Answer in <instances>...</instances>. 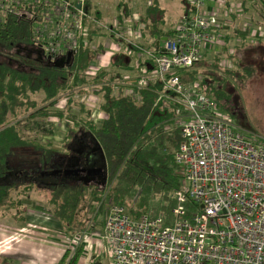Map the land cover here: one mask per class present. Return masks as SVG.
<instances>
[{
  "label": "trees",
  "instance_id": "trees-1",
  "mask_svg": "<svg viewBox=\"0 0 264 264\" xmlns=\"http://www.w3.org/2000/svg\"><path fill=\"white\" fill-rule=\"evenodd\" d=\"M245 2L255 5L262 21L259 23L264 26V0H241L240 5L244 7ZM223 5L226 8L228 1L223 0ZM85 9L87 13L92 11L89 1ZM115 10L119 20L128 17V0H118ZM191 10L186 6L182 14ZM163 12L158 0H150L138 13L140 38L145 47L155 48L162 37L172 35L173 30L164 27ZM99 15L98 11L94 12L96 19ZM30 26L24 20L0 21V179L14 178L12 183L0 182L1 216L13 209L15 214L10 218L23 224L22 199L28 198L32 189L42 183L49 193L47 210L66 237L87 226V218L92 216H87V209L92 214L93 203L100 202L104 194L107 200L122 206L132 219L142 214L166 219L180 183L174 161L179 143L178 126L172 120L176 104L159 96L161 86L157 83L125 93L119 80L121 70L128 67L131 58L119 50L103 54L97 41L92 48L90 42L95 29L89 31L88 44L77 48L68 64L54 67L32 45ZM104 35L113 43H123L110 33ZM234 35L242 38L234 51L229 52L228 46L223 45L209 62L202 57L190 69L180 72L184 84L199 75L201 89L225 112L226 102L224 105L221 100L225 101L227 94L212 72L220 68L223 59L237 66V52L248 33L235 31L231 36ZM25 46L32 47L34 52L22 53ZM99 56L103 66L87 74L88 67ZM223 71L233 74L231 68ZM245 71L248 74L250 68ZM89 95L96 99L98 122L90 117ZM227 112L236 119L235 114ZM54 119L64 122V145H69L76 133H87V140L103 163L105 180L101 188L56 173L65 165L70 150L66 147L56 150L49 142L41 141L42 137L53 135ZM25 179L36 181L29 180L20 187L14 184ZM82 251L79 244L74 249L65 248L56 264H77ZM89 264L102 263L92 256Z\"/></svg>",
  "mask_w": 264,
  "mask_h": 264
},
{
  "label": "built area",
  "instance_id": "built-area-1",
  "mask_svg": "<svg viewBox=\"0 0 264 264\" xmlns=\"http://www.w3.org/2000/svg\"><path fill=\"white\" fill-rule=\"evenodd\" d=\"M87 1L0 0V21H28L32 45L50 61L87 45L91 29L123 41L109 42L116 45L112 52L131 58L121 70L124 92L157 83L159 96L176 104L180 183L166 219L146 214L132 219L104 194L89 221L100 210L99 232L88 226L69 240L96 235L108 245L111 264H264V137L243 132L201 89L199 75L187 84L180 79L202 53L227 45L218 13L206 10L208 0H181L191 12L181 14L171 36L148 48L140 38L138 13L130 10L120 20L115 15L105 25L86 12ZM100 60L87 74L103 66Z\"/></svg>",
  "mask_w": 264,
  "mask_h": 264
},
{
  "label": "rangeland",
  "instance_id": "rangeland-1",
  "mask_svg": "<svg viewBox=\"0 0 264 264\" xmlns=\"http://www.w3.org/2000/svg\"><path fill=\"white\" fill-rule=\"evenodd\" d=\"M144 0H128L130 9L133 12L141 13L142 5ZM146 1V0H145ZM229 2L228 8L223 7V0L214 1L212 6L219 11L216 14L221 24V31L225 34V43L228 46L230 51H234L237 46L242 42L241 39L237 37H232V32L237 28L238 30H243L246 27L249 32L248 36L243 40L242 48L237 52L238 63L237 66H233L229 60L223 59L220 63V68L213 70L212 76L216 79L217 82L221 83L223 90L227 94L225 101L221 100L222 104L226 102V112H232L235 114L237 119L236 124L250 136L264 137V26L259 23L262 22L259 19L258 10L251 9L249 4L246 3L243 6L240 5V0H227ZM92 12H99V22L109 25L114 16L116 15L115 5L118 0H89ZM159 5L163 8V20L164 27L176 26L178 20L181 16V9L185 8L186 3L181 0H158ZM246 7V8H245ZM211 10V9H210ZM216 11V12H217ZM257 12V13H256ZM259 21V22H258ZM256 34L255 37L250 35V32ZM103 29H98L92 36L93 40H97L98 43L102 45L103 54H112L110 47L112 46L108 38H105ZM257 34L259 36H257ZM256 39V40H254ZM106 43V44H104ZM216 47H211L206 52L202 53L200 58L204 57L207 62L210 61L213 53L215 52ZM102 55V54H101ZM97 58H101L100 56ZM103 58V57H102ZM199 58V59H200ZM100 63L103 62L100 60ZM224 68H231L233 74L224 72ZM250 68V72L247 74L246 69ZM219 84V85H221ZM63 99H60L59 102H62ZM92 109L90 110V117L94 122L100 120L98 109L96 107V99L89 95L88 101ZM62 105V103H61ZM225 111V110H224ZM76 114L75 110H72ZM228 113V112H227ZM231 117V116H230ZM233 120V119H232ZM233 120V121H234ZM234 121V123H235ZM54 133L51 136H44L41 138V141L46 143L49 142L51 147L54 149L60 150L62 147L68 148V145H64L63 137L65 134L64 122L53 120ZM81 133H76L75 135H80ZM87 134V133H86ZM60 152V151H58ZM67 153L68 150H67ZM100 178V177H99ZM14 179V178H13ZM11 176H8L7 179H0L1 183H12L14 180ZM28 180H16L14 184H18L19 187L26 183ZM17 185V186H18ZM86 185H94L99 188L103 186V183H100L97 178L94 180H88ZM18 187V188H19ZM42 183H38V187H34L30 192L28 198H23L22 203L24 205V214L32 218L51 222L56 221L48 212L46 200L49 196L48 189ZM102 202L93 203L94 207H101ZM93 207V208H94ZM104 207V205H103ZM87 216L90 217V211L87 209ZM0 212V231L13 230L10 223L12 222L11 215L15 214L13 209H9L7 212H4V215L1 216ZM87 226L89 230L95 233H98L100 230V221L101 215L100 210L93 216V219L90 222L88 219ZM32 225H39L31 223ZM4 226V227H3ZM5 226H8L7 228ZM85 226L81 230H77L73 235V238L76 239V235L79 231L88 228ZM11 228V229H10ZM42 231V234H38L40 237H43L44 240H49L50 243L58 244V249L60 248H70L74 249L76 245H82L83 251L80 256V262H88L92 256H96L100 259L102 264H111V257L108 245L101 242L98 237L91 236L88 238H83L82 240H69V237H65L60 226L59 228H48ZM35 229V228H34ZM88 230V229H87ZM65 237V239L63 238ZM65 242V243H64ZM97 254H96V253ZM5 260V259H4ZM89 264V262H88Z\"/></svg>",
  "mask_w": 264,
  "mask_h": 264
},
{
  "label": "crops",
  "instance_id": "crops-1",
  "mask_svg": "<svg viewBox=\"0 0 264 264\" xmlns=\"http://www.w3.org/2000/svg\"><path fill=\"white\" fill-rule=\"evenodd\" d=\"M217 1L218 0H216L215 2ZM246 3L249 4L251 9L256 10L255 5H253L251 2H245L244 5ZM212 4H214V1L208 0L205 3V8L207 11L208 10L210 11L211 9V10H215L216 12V9L212 6ZM145 5H146V1L144 0L142 9L144 8ZM228 6H229V2H228ZM218 12L219 11H217V13ZM180 14H182V9ZM258 15L260 18V14ZM259 20L261 21V18ZM166 28L168 27H165V29ZM168 29H172L171 25L169 26ZM247 29H248L247 27L243 30H238L236 28L232 33H234L235 31H241V32L247 31ZM247 33L249 34L248 31ZM250 35L252 37L256 36V34H254V32L252 33V31L250 32ZM233 37H237L242 41L241 35L239 36L234 35ZM83 134L86 135V133ZM23 216L25 219L23 224L14 223V221H12L10 223L11 225L10 227L14 228L13 230H7L8 226H5L7 229H5V231H0V264H56L62 254L63 249L60 248L59 250L58 244L52 242L50 243L49 240H44L43 237H40L38 234H42L43 233L42 231L46 230L45 227L59 228V224L56 221L53 222H51L50 220L42 221L32 218L30 216H27V214H24V212H23ZM31 223H35L39 225L35 226L32 225ZM65 237L63 236L64 239ZM79 260L77 264H88V262H86L85 260H83L84 262H80Z\"/></svg>",
  "mask_w": 264,
  "mask_h": 264
},
{
  "label": "flooded vegetation",
  "instance_id": "flooded-vegetation-1",
  "mask_svg": "<svg viewBox=\"0 0 264 264\" xmlns=\"http://www.w3.org/2000/svg\"><path fill=\"white\" fill-rule=\"evenodd\" d=\"M21 52L26 55H31L34 50L32 47H24L21 49ZM83 145V146H82ZM83 147L82 149H80ZM70 154L65 158L66 163L60 169L57 170V174H67L80 179L83 181V176L86 175V178L90 180H96L99 178L98 173H89L81 172L80 169L84 166L86 160H94L96 165L100 164V159L98 154L95 153L91 143L87 140L86 135L81 133L79 136H74L71 142L68 145ZM86 149V151H85ZM82 150V152H81ZM82 153V154H81ZM87 158V159H86ZM93 162V161H92ZM64 170H67L64 172Z\"/></svg>",
  "mask_w": 264,
  "mask_h": 264
},
{
  "label": "water",
  "instance_id": "water-1",
  "mask_svg": "<svg viewBox=\"0 0 264 264\" xmlns=\"http://www.w3.org/2000/svg\"><path fill=\"white\" fill-rule=\"evenodd\" d=\"M161 39L164 40L165 37H162ZM72 55H73V52H67L64 56L56 58L54 60H51V64L54 67H61V66L65 65V64H68L70 62V60L72 58ZM82 148L83 147H81L80 149H82ZM85 151H86V149H85ZM81 152H82V150H81ZM99 159H101L100 155H99ZM65 171H67V170H64V172ZM80 171L81 172H85L86 174L98 173L99 177L101 178L100 183H103L104 180H105V174H104L102 160L100 161L99 165H96L94 160H86L84 166L80 169ZM88 180H90V179L86 178V175L83 176V182L84 183H86Z\"/></svg>",
  "mask_w": 264,
  "mask_h": 264
}]
</instances>
